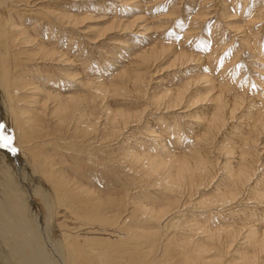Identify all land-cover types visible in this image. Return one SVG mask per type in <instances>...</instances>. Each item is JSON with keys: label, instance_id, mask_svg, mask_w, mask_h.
I'll list each match as a JSON object with an SVG mask.
<instances>
[{"label": "rangeland", "instance_id": "1", "mask_svg": "<svg viewBox=\"0 0 264 264\" xmlns=\"http://www.w3.org/2000/svg\"><path fill=\"white\" fill-rule=\"evenodd\" d=\"M23 7L0 17V190L35 163L71 264H264V0Z\"/></svg>", "mask_w": 264, "mask_h": 264}, {"label": "bare ground", "instance_id": "2", "mask_svg": "<svg viewBox=\"0 0 264 264\" xmlns=\"http://www.w3.org/2000/svg\"><path fill=\"white\" fill-rule=\"evenodd\" d=\"M29 3L30 0H25L23 4L19 5L16 0H0V17L5 19L10 28L18 29L19 24L15 22L14 19L16 18L11 15L12 6L21 14L23 11H28L23 6L28 7ZM0 31H2L1 27ZM1 40L3 39L1 38ZM6 46H4L5 50H7ZM174 102L173 105L180 103L176 99ZM5 110V103L0 90V117L3 119ZM123 119L126 118L123 117ZM15 144L12 143L14 148L17 147ZM0 149L5 152L9 151L8 149ZM17 160V163L12 160L1 163L3 174L8 181H12L13 187L10 189L7 187L8 189L4 191L0 190V264H71L65 253V248L57 241L54 234L60 228L56 221V211L58 210H56L57 206L51 191L39 176V168L35 163L32 165L23 159ZM191 167L192 163L188 160L182 161L178 169L179 179ZM237 177L240 181L247 182L253 176L248 169H244L238 173ZM4 181L7 182V180ZM34 194H39L43 199L48 219H45L39 210V206L33 202Z\"/></svg>", "mask_w": 264, "mask_h": 264}, {"label": "snow or ice", "instance_id": "3", "mask_svg": "<svg viewBox=\"0 0 264 264\" xmlns=\"http://www.w3.org/2000/svg\"><path fill=\"white\" fill-rule=\"evenodd\" d=\"M0 148L8 149L12 152H15L17 149L12 145V137L8 135H3L0 133Z\"/></svg>", "mask_w": 264, "mask_h": 264}]
</instances>
